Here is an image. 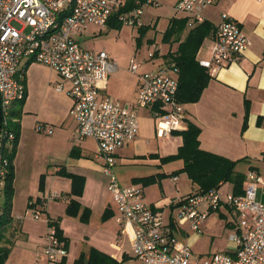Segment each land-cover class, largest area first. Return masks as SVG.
I'll return each mask as SVG.
<instances>
[{
  "label": "crops",
  "instance_id": "0c3cea01",
  "mask_svg": "<svg viewBox=\"0 0 264 264\" xmlns=\"http://www.w3.org/2000/svg\"><path fill=\"white\" fill-rule=\"evenodd\" d=\"M153 5V0L150 3L148 0H123L120 9L126 8L125 13H129L135 8L143 10L145 6ZM175 6V14L180 13ZM222 13L238 24L251 45L239 62L208 70L210 80L198 102L182 104L185 129L188 123L200 129L198 141L201 150L231 161L242 160L236 165V172H239L237 166L241 164L246 166L247 173L256 172L259 178L256 201L264 205V169L260 171L264 166V0L260 3L255 0H217L203 11V21L215 28ZM175 14L166 19L162 30L155 29L156 19L147 24V29L155 30L154 38L147 40V46L156 47L152 60L147 61V66L150 65L147 70L126 79L119 66L110 74L104 95L132 105L139 91V77L147 71L169 67L171 60L167 55L173 54L178 47V43L162 41L170 21L187 18L181 41L196 25L189 16ZM155 36H158L160 46ZM213 39L214 33L201 44L196 56L198 62L210 60ZM30 65L25 74L26 97L19 117V142L13 163L11 221L6 233V240L11 245L5 264H54L41 255L48 221H57L63 238L68 241L67 257L57 264H73L80 254H87L91 248L122 264H140L131 253L132 229L129 226L120 227L116 222V207L107 191L108 180L102 173L101 160L96 156L95 142L92 139L78 144L72 142L75 123L69 116L72 104L67 95L69 85L62 82L63 89L58 91L59 77L44 66L42 70L48 73V81L43 90L35 92L28 75ZM36 93L41 94L37 107L32 105V97ZM139 111L144 112L143 117H138V135L116 152L114 169H118L117 172L114 170V174L123 187L134 185L142 188L144 200L161 214L164 223L174 225L173 218L179 202L198 191V186L185 173L175 174L183 168L182 160L160 162L161 158L177 153L182 137L178 133L163 138L156 135L153 114L159 111L157 107ZM37 125L50 128L51 132L46 129L38 131ZM63 172L84 179L80 197H69L71 179L63 176ZM161 174L165 177L152 185L135 183L139 179ZM219 192L222 196L231 194L232 185H221ZM54 193L65 199L47 201L42 206V200ZM70 198L79 202L81 212L83 209L90 211L87 223H82L79 217L66 215ZM37 200L41 203L37 204ZM31 209L40 213L39 219L33 218ZM105 213L109 218L101 220ZM180 223L177 226L183 225ZM174 231L177 239L190 244V241L187 242L190 235L186 231L176 228V224Z\"/></svg>",
  "mask_w": 264,
  "mask_h": 264
},
{
  "label": "built area",
  "instance_id": "2783aa9c",
  "mask_svg": "<svg viewBox=\"0 0 264 264\" xmlns=\"http://www.w3.org/2000/svg\"><path fill=\"white\" fill-rule=\"evenodd\" d=\"M150 3V0H148ZM217 0H178L175 10L189 16L192 22H203V11ZM260 3L263 0H255ZM123 0H0V107L2 121L9 119L14 103L26 97L25 68L36 63L54 71L60 81L69 85L72 101L69 116L75 123L72 142L92 139L96 156L101 160L107 178V191L116 207V222L132 229L131 253L140 264H264V205L256 201L258 175L246 174L243 194L222 196L218 190L191 193L175 209L173 224L164 223L158 212L144 200L138 186L123 187L116 175V152L133 141L139 132L138 110L157 107L153 114L155 133L166 137L185 130V112L177 102L178 78L173 63L166 69L151 70L140 77L139 91L132 105L122 104L103 94L111 73L118 63L105 51L94 52L80 47L78 38L89 25L104 28ZM141 8L120 15L122 24L140 28ZM214 48L210 60L199 61L207 70H216L239 62L251 45L238 24L222 13L215 26ZM152 58V54L150 55ZM142 63L132 58L128 71L136 74ZM38 131L51 132L37 125ZM12 139V136H9ZM65 199L51 194L42 200ZM225 207L236 223L229 250L194 257L189 243L175 235V224L187 223L195 235L211 210ZM34 219L40 213L30 210ZM41 255L49 263H61L68 250L48 225ZM180 223V224H181Z\"/></svg>",
  "mask_w": 264,
  "mask_h": 264
},
{
  "label": "trees",
  "instance_id": "16d2710c",
  "mask_svg": "<svg viewBox=\"0 0 264 264\" xmlns=\"http://www.w3.org/2000/svg\"><path fill=\"white\" fill-rule=\"evenodd\" d=\"M126 8L117 11L115 15L107 22V27L112 29H120L123 25L119 20L120 15L126 12ZM187 18L175 19L173 18L162 36V41L178 43L177 50L172 54L168 53L167 58L174 64L177 69L178 77V91L177 102L181 104H194L198 102L203 90L206 88L210 80L208 70L202 67L196 60L198 50L203 41L210 37L215 28L207 21L193 26L185 38L181 41V35L187 26ZM139 34L144 32L146 28L143 26L137 29ZM181 41V42H180ZM25 68V74L27 67ZM26 83V78H25ZM25 99L16 102L10 112L9 119L2 121L0 132V264H5L9 254V247L11 245L6 239L8 225L11 221V202L13 196V180H14V159L19 142V117L21 108ZM178 133L182 137V145L173 156L161 158V163H167L175 160L183 161V168L175 172L185 173L192 183L198 186L196 193H206L210 190H218L221 185L229 183L232 185V195L239 196L243 194L244 183L246 177L244 174L235 171L236 165L242 160L231 161L221 156L203 151L199 148L198 137L200 129L194 124L188 123L187 129ZM172 133V134H173ZM12 139H9V136ZM152 157H155L152 155ZM65 177L71 179V191L69 197H80L83 191L84 179L79 176L61 173ZM165 175L148 176L135 181L141 183L143 186H149ZM42 185V184H41ZM42 189V187H41ZM41 201L37 200V204ZM216 208L215 210H218ZM215 210H211L215 211ZM66 215L69 217H79L82 223H87L90 211L83 209L79 202L70 198L66 207ZM109 218L107 213L102 216L101 220ZM48 225H54L56 235L64 242L67 248V239L63 238L61 230L59 229L57 221H50ZM73 264H122L117 262L104 253H101L91 248L87 254L82 253Z\"/></svg>",
  "mask_w": 264,
  "mask_h": 264
},
{
  "label": "rangeland",
  "instance_id": "374dc122",
  "mask_svg": "<svg viewBox=\"0 0 264 264\" xmlns=\"http://www.w3.org/2000/svg\"><path fill=\"white\" fill-rule=\"evenodd\" d=\"M153 1L155 5L145 6L142 10L140 21L142 26L146 28L142 34H139L137 27L126 24L122 25L120 29H112L107 26L102 29L89 25L87 30L78 38L80 47L84 50L94 52L105 51L118 63V67H121L120 73L125 74L124 76L126 79L134 77L132 73L128 71L129 62L132 58L142 63V67L138 70V74L147 70V67L150 66H147V61L152 60L150 55L154 53V49L156 48L155 45L151 48L147 46V40L153 39V33L155 32L152 28L147 29V24L151 19H156L158 23L155 29H164L166 19L175 14L173 7L177 2V0ZM175 15L181 16L182 14L177 13ZM155 41H157L158 46H160L158 36H155ZM155 60L157 59L153 61ZM30 64L32 65H30L28 75L30 77L31 87L35 92L43 90L49 75L46 71L42 70L44 66L36 63ZM35 95L32 97V105L37 107L41 102L39 100L41 94L36 93ZM48 100L47 98V101ZM143 112L144 111L138 110V117H143ZM117 169L118 168L114 170L117 172ZM263 169L264 166H261L260 171L263 172ZM237 171L241 174L247 173L246 166L242 164L238 165ZM181 229L190 235L187 242L190 241L194 257H204L209 254L223 253L229 250V240L230 237L236 233V223L230 212L225 207H220L218 210L210 211L207 219L201 225L200 236H193V233L189 230L188 224L185 222L181 225ZM180 241L186 243V240L181 239Z\"/></svg>",
  "mask_w": 264,
  "mask_h": 264
},
{
  "label": "water",
  "instance_id": "95a60500",
  "mask_svg": "<svg viewBox=\"0 0 264 264\" xmlns=\"http://www.w3.org/2000/svg\"><path fill=\"white\" fill-rule=\"evenodd\" d=\"M1 125H2V114H1V107H0V132H1Z\"/></svg>",
  "mask_w": 264,
  "mask_h": 264
}]
</instances>
